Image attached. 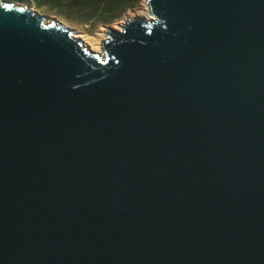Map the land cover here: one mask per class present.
Segmentation results:
<instances>
[{"label": "water", "instance_id": "water-1", "mask_svg": "<svg viewBox=\"0 0 264 264\" xmlns=\"http://www.w3.org/2000/svg\"><path fill=\"white\" fill-rule=\"evenodd\" d=\"M144 4L0 0V264H264V0Z\"/></svg>", "mask_w": 264, "mask_h": 264}, {"label": "rangeland", "instance_id": "rangeland-1", "mask_svg": "<svg viewBox=\"0 0 264 264\" xmlns=\"http://www.w3.org/2000/svg\"><path fill=\"white\" fill-rule=\"evenodd\" d=\"M29 2L32 9L40 15L51 17L89 39L101 37L105 27L116 26L127 18L135 17L146 9L144 0H82L89 3L82 13L77 8L79 0H11ZM95 8V12H93ZM88 17L92 20L88 21ZM84 18V19H83ZM87 19V20H86Z\"/></svg>", "mask_w": 264, "mask_h": 264}, {"label": "bare ground", "instance_id": "bare-ground-1", "mask_svg": "<svg viewBox=\"0 0 264 264\" xmlns=\"http://www.w3.org/2000/svg\"><path fill=\"white\" fill-rule=\"evenodd\" d=\"M136 16H140V17H148L149 14H148V11L147 9H145L143 12L139 13L138 15ZM51 18V17H50ZM122 24V23H121ZM117 25L116 28L119 30L120 29V25ZM105 32L106 31H103L102 34H101V37L98 38V39H95V38H92V41H91V38L89 39L86 35H79L78 33L74 32V37L75 38H78L80 40L83 41V43L92 51V52H95V53H100L101 52V42L103 40H105Z\"/></svg>", "mask_w": 264, "mask_h": 264}, {"label": "trees", "instance_id": "trees-1", "mask_svg": "<svg viewBox=\"0 0 264 264\" xmlns=\"http://www.w3.org/2000/svg\"><path fill=\"white\" fill-rule=\"evenodd\" d=\"M88 5H89V3H85V2H83L82 3V0H79V2H77V8H79V10H80V13H82V11H83V7H88ZM93 12H95V8H94V10H93ZM96 13V12H95ZM84 19V18H83ZM88 19H90V17H88ZM87 20V19H86Z\"/></svg>", "mask_w": 264, "mask_h": 264}, {"label": "crops", "instance_id": "crops-1", "mask_svg": "<svg viewBox=\"0 0 264 264\" xmlns=\"http://www.w3.org/2000/svg\"><path fill=\"white\" fill-rule=\"evenodd\" d=\"M92 20H94V19H91V18H90V19H88V21H89V22H91Z\"/></svg>", "mask_w": 264, "mask_h": 264}]
</instances>
